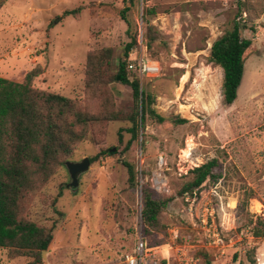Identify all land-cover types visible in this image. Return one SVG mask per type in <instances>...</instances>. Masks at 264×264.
Here are the masks:
<instances>
[{
    "label": "rangeland",
    "instance_id": "obj_1",
    "mask_svg": "<svg viewBox=\"0 0 264 264\" xmlns=\"http://www.w3.org/2000/svg\"><path fill=\"white\" fill-rule=\"evenodd\" d=\"M127 6L130 25L122 13ZM73 9L79 12L67 13ZM236 19L252 44L245 52L238 98L229 105L223 68L210 54ZM132 38L136 44L128 63L143 51L162 72L150 78L129 71L130 79H140L152 107L166 119L149 115L128 146L137 109L141 118L133 88L118 81L99 91L89 88L87 59L90 51L110 47L115 60L110 72L115 73ZM35 68L41 70L35 88L72 98L88 112L104 111L113 100L118 115L98 141L83 140L70 156L81 161L100 154L79 176L77 188L68 187L71 176L64 163L26 204V218L53 229L40 264H98L131 252L141 227L142 186L159 198H174L159 225L142 222L151 245L171 243L173 256L186 253L198 264H264V236L253 233L264 219V0H5L0 76L23 81ZM177 116L186 121L173 122ZM112 147L114 154L108 151ZM213 158L220 178L207 181L198 193L181 194L190 170ZM125 162L135 167V184ZM157 173L166 183L162 190L152 186ZM207 203L214 207L216 223L225 226L224 250L204 237L200 217ZM12 252L0 248V264L31 260Z\"/></svg>",
    "mask_w": 264,
    "mask_h": 264
},
{
    "label": "trees",
    "instance_id": "obj_2",
    "mask_svg": "<svg viewBox=\"0 0 264 264\" xmlns=\"http://www.w3.org/2000/svg\"><path fill=\"white\" fill-rule=\"evenodd\" d=\"M4 3L5 0H0V8ZM128 9L127 6L122 13L130 25L124 13ZM78 12V9L67 11L69 14ZM135 44L136 38H132L126 45L125 59L117 62L115 73L110 72L115 63L112 48L92 50L87 59L89 88L99 91L113 81L129 84L133 88L134 99L138 108L141 107V118L138 121L137 115L140 113L137 109L132 117V138L128 146L137 139L139 128L149 115L161 122L166 119L152 107V96L145 93L140 79H130L128 56ZM251 44V39L242 36L241 23L236 19L232 29L212 45L210 60L224 71L223 95L226 104L231 105L238 98L245 74V52ZM40 72V68L29 71L23 81L0 76V248H12L14 257H30L28 264L42 263V252L49 248L54 236L53 229L25 217L26 204L56 169L69 160L80 142L89 137L98 141L108 122L118 118L113 100L104 111L88 112L82 110L72 98L35 88L33 80ZM172 119L175 123L186 121L178 116ZM112 148L108 151L114 154ZM99 155L89 157L90 161L97 160ZM218 162L217 158H213L190 170L192 175L180 193H198L207 181L219 179L221 174L214 171ZM125 165L130 183L135 184L137 175L134 165L129 162H125ZM141 191L143 223L146 227H156L160 223L162 210L174 198H159L155 190L147 186H142ZM263 223L264 219L259 218L254 236H264V229H260ZM204 255L207 259V253ZM206 264H210V261L207 260Z\"/></svg>",
    "mask_w": 264,
    "mask_h": 264
},
{
    "label": "built area",
    "instance_id": "obj_3",
    "mask_svg": "<svg viewBox=\"0 0 264 264\" xmlns=\"http://www.w3.org/2000/svg\"><path fill=\"white\" fill-rule=\"evenodd\" d=\"M128 70L150 78L158 77L162 72L160 63L146 57L143 51L139 53L135 61L128 63ZM162 163H164V157L161 155L160 166H162ZM152 181V186L156 190H162L166 185L161 173H157ZM193 204L194 201L190 206V210L193 209ZM140 215L141 227L137 232L135 246L132 251L121 255L116 260H107L98 264H198L197 259L186 253L173 256V245L171 243L151 245L142 229V210ZM200 221L205 231L206 242L209 245L219 247L220 250H224L227 245L225 226L216 223V212L213 205L210 203L205 205Z\"/></svg>",
    "mask_w": 264,
    "mask_h": 264
},
{
    "label": "water",
    "instance_id": "obj_4",
    "mask_svg": "<svg viewBox=\"0 0 264 264\" xmlns=\"http://www.w3.org/2000/svg\"><path fill=\"white\" fill-rule=\"evenodd\" d=\"M113 152L116 151V147H113L111 149ZM90 159L89 157H85L81 161H74V160H68L66 161V166L69 170L70 176H71V182L68 184V187H71L73 189L77 188L79 185V176L87 171L90 167ZM46 251V250H45ZM43 251V252H45Z\"/></svg>",
    "mask_w": 264,
    "mask_h": 264
},
{
    "label": "crops",
    "instance_id": "obj_5",
    "mask_svg": "<svg viewBox=\"0 0 264 264\" xmlns=\"http://www.w3.org/2000/svg\"><path fill=\"white\" fill-rule=\"evenodd\" d=\"M259 250H262V247H261V248H259Z\"/></svg>",
    "mask_w": 264,
    "mask_h": 264
}]
</instances>
